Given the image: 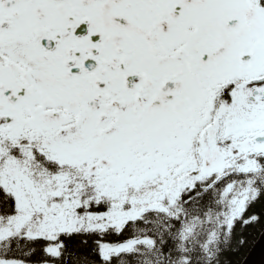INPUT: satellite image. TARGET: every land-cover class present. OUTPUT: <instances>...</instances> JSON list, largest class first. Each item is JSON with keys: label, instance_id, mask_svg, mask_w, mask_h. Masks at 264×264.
<instances>
[{"label": "snow or ice", "instance_id": "6c2138e0", "mask_svg": "<svg viewBox=\"0 0 264 264\" xmlns=\"http://www.w3.org/2000/svg\"><path fill=\"white\" fill-rule=\"evenodd\" d=\"M261 201L264 0H0V264H225Z\"/></svg>", "mask_w": 264, "mask_h": 264}, {"label": "trees", "instance_id": "16d2710c", "mask_svg": "<svg viewBox=\"0 0 264 264\" xmlns=\"http://www.w3.org/2000/svg\"><path fill=\"white\" fill-rule=\"evenodd\" d=\"M250 212H255L256 214L260 215L261 217H264V201L256 203L252 208L249 209ZM261 233V226L257 225L255 228H248L246 229V234L248 235V243L245 246L244 249L240 250L235 255L229 254L226 257L225 264H229V261L231 264H240L242 260L245 258L246 254L250 250L253 243L258 238L259 234Z\"/></svg>", "mask_w": 264, "mask_h": 264}, {"label": "water", "instance_id": "95a60500", "mask_svg": "<svg viewBox=\"0 0 264 264\" xmlns=\"http://www.w3.org/2000/svg\"><path fill=\"white\" fill-rule=\"evenodd\" d=\"M240 264H264V235L259 234Z\"/></svg>", "mask_w": 264, "mask_h": 264}]
</instances>
